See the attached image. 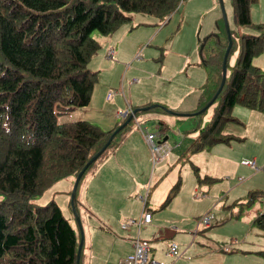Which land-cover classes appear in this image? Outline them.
Listing matches in <instances>:
<instances>
[{
	"label": "trees",
	"instance_id": "16d2710c",
	"mask_svg": "<svg viewBox=\"0 0 264 264\" xmlns=\"http://www.w3.org/2000/svg\"><path fill=\"white\" fill-rule=\"evenodd\" d=\"M183 1L0 0V264H81L82 215L76 217V228L55 201L40 204L37 200L45 192L48 197L58 181L71 176L77 179L98 155L81 176L73 201L71 196V206L76 209L79 183L133 122L120 115L121 123L104 131L86 120L60 121L91 102L98 73L88 65L101 49L93 33H99L107 44L136 14L154 17L155 26L166 25ZM258 1L230 0L235 26L245 23L257 34L240 35L236 62L219 93L229 45L223 17L201 42L200 65L206 80L197 107L181 113L199 119L204 106L211 101L217 106L189 152L241 140L223 134L227 124L243 125L233 116L235 106L264 115V71L253 64L264 53V24L249 19L251 7ZM232 33L229 27L230 41ZM232 49L233 44L228 57ZM149 105L135 107L136 117L162 109L146 108ZM177 190L178 185L165 204ZM262 197L259 191L249 192L245 205H234L242 210ZM129 221L136 222L131 227L144 226L139 218L123 222L121 228ZM253 224L264 233V213ZM256 254L264 259V249Z\"/></svg>",
	"mask_w": 264,
	"mask_h": 264
},
{
	"label": "rangeland",
	"instance_id": "374dc122",
	"mask_svg": "<svg viewBox=\"0 0 264 264\" xmlns=\"http://www.w3.org/2000/svg\"><path fill=\"white\" fill-rule=\"evenodd\" d=\"M221 2L227 23L233 31L231 35L233 49L226 60L228 78L238 56L240 35H256L257 32L245 26V23L235 26L230 0H185L181 2L166 25L155 26L157 20L154 17L136 14L131 23L121 28L126 33L134 30L128 37V42L140 43L135 50L123 54V60L114 57V53H110L113 61L106 58L109 47L99 33H93V37L101 42V49L88 65L89 69L98 73L91 102L87 107L75 110L60 119L63 122L86 120L105 131L111 130L116 123H121L120 115L129 111L125 103L122 106L117 104L118 100L123 101L121 90L124 91L128 100L134 98V101L150 104L146 108L162 107L159 111L139 113L125 136L131 134L133 128L139 129L137 122L152 134L161 131L157 127L162 125L161 141L155 138L154 143L159 145L160 141L168 147L165 145L166 148L164 147L160 155H155V158L150 153L149 158V153L148 155L145 153V146L139 138L129 154L130 163L122 158L111 161L113 160L111 157L108 161H104L108 164L112 163L115 167L111 175H108V178L115 182L114 188L117 190L110 195V201L98 200L100 194L92 192V210L96 216L95 220L98 224L103 222L102 229L106 231L105 221H108L109 225V222L114 224L123 219H139L143 203L133 196L139 194L144 196L147 191V182L152 181L151 195L147 204L152 213L151 211L148 213L154 217V223L156 220L162 221L163 226L169 231L166 236L142 235L143 240H141L149 247L150 257L160 264H257V259H255L257 257L254 258L255 262L237 261V255L231 253V250L264 249V233L253 224L255 217L259 213H264V186L257 184L254 186L259 190H252V192L259 191L263 197L260 202L256 200L250 206H244L239 218L234 217L237 208H227L237 199L247 201L248 195L243 194V190L253 176L248 174L247 169L238 164L227 165L224 176L218 178V181L210 185L202 182L199 185V187L208 188V195L205 199L199 200L191 193L196 184L198 185L193 165L197 163L203 168H211L217 164L216 160L207 157L202 151L195 155L187 152L191 142L210 121L217 103L204 106L199 119L188 117L180 111H188L197 107L201 88L206 80V71L200 65L199 47L204 38L213 31L215 21L222 17ZM256 7L264 11V0H259ZM249 19L254 24L264 23V18L261 22L262 20L253 16L250 11ZM120 31L114 40L116 42L121 38L118 35ZM113 49L116 50L115 47ZM131 53L133 54L131 60H127ZM134 79L139 80V83L135 84L134 81L135 85L131 86L130 82ZM108 94L114 95L110 101H107ZM261 116L263 121L260 124L264 125V115ZM137 132L140 135L139 131ZM140 137L143 140L141 135ZM134 139H137L136 133L131 134L127 141L122 140V148L115 156L124 154V147ZM240 146H242L240 143H233V147L227 151H216L235 157ZM99 162L85 174L79 183L76 192V209L71 206L72 190L76 183V179L72 176L55 183L48 197L45 192L37 202L44 204L49 200L55 201L61 207L63 215L77 228V215L79 217L82 215L81 219L84 221L83 204L80 197L87 179L95 182L92 171ZM109 170L111 168L107 167L106 172ZM260 170L258 168V171ZM135 177L144 180L143 184L138 183ZM262 177L258 180L264 182ZM179 178L182 190L178 198L182 207L179 206L178 201L177 207L172 206L173 211H170L171 209L156 211L167 199L171 187ZM239 178L243 181L239 182ZM140 187L144 189L139 190ZM232 187L233 190L230 191ZM133 198L137 200L136 203ZM210 214L213 215L211 228L201 226L200 228L196 217L202 218ZM170 224L173 226H169ZM95 226L99 227L97 224ZM198 229L199 233L194 239L191 233L194 234ZM81 239L83 254L86 255L83 264H105L108 259L105 258L103 245L99 244L102 238L92 232L86 240L85 236ZM172 243L178 246L176 258H169L163 254L168 251ZM226 248L231 252L225 253ZM156 253H162L165 261L157 258Z\"/></svg>",
	"mask_w": 264,
	"mask_h": 264
},
{
	"label": "crops",
	"instance_id": "0c3cea01",
	"mask_svg": "<svg viewBox=\"0 0 264 264\" xmlns=\"http://www.w3.org/2000/svg\"><path fill=\"white\" fill-rule=\"evenodd\" d=\"M250 12L253 13V16L262 20L261 22H263L264 11H260L259 8L256 7V5H253L250 9ZM222 17H223V14H222ZM259 24H264V23H259ZM130 35H132V33L123 32L119 41H117V42L114 41L115 40V38H114L113 40L111 39L107 43V47H109V48L115 47L116 48L115 56L118 60H123L122 59L123 54H125L127 52H131L132 50H135L140 45V43H138V42H135V43L128 42L127 39H128V37H130ZM132 55L133 54L131 53L127 60H131ZM253 64L255 66L259 67L262 71H264V54L255 58L253 61ZM131 82H130V84L132 86L133 84ZM121 92L124 94L123 90H121ZM133 99L134 98H131V100H128L124 94L123 101L118 100L117 104L119 106H122L123 103H125L127 110L129 109L130 111L134 110V111L138 112V110H136L134 108L141 106V105H145V104L139 102L138 100L134 101ZM162 106H164V105H162ZM190 110H194V109H190ZM190 110H188V111H190ZM180 112H187V111H180ZM233 115L240 122H242L243 125L239 126V125H235V124H227L223 130V134L227 135V136H234V137L239 138L241 140L231 141L229 144H219V145H216V146H214L208 150L202 151L203 153H206L207 157L216 160L217 164L211 168H203L199 164L193 163L194 164L193 170H194V174L196 176V180H197L198 185L196 184L195 188L192 189L191 193L194 197H196L199 200L205 199L208 195V188L207 187H205V188L199 187V185L202 184V182H199V180L206 182V184H208V185L212 184L215 181H218V178L224 176V174L226 172L227 165L238 164L240 167L247 169V172L249 175H253L252 178H250L248 185L245 186V188L243 190V194L248 195L249 192H252V190H256L257 188H254V186H256V184L260 185V186H264L263 185L264 182L258 180V178H260L264 175V174H260V173L264 172V125L260 124V122L263 121V117L261 116L263 114H261L257 111L248 110V109H245V108H242L239 106H235L233 109ZM115 126L117 127L118 124L116 123ZM115 126L112 129H114ZM130 126H129V128H130ZM137 127L139 129L133 128L131 131V134L136 133L137 139L132 140V142L129 145L124 147L125 153L122 154L121 156H115V154L117 153V151H119L122 148V140L127 141L130 138L131 134L125 136L126 132L129 130V128L118 136L115 147L112 150H110L109 154H107L98 163L96 168L92 171L93 179H95V182H91L90 180L87 179L85 188H84V190L81 194V197H80V201L83 204L82 212H83V220L84 221H82V225H84L85 240H86V238L91 236L92 232L97 233V235L102 238V240L99 244L103 245L104 253L106 256L105 258L108 259L105 264H122L123 259H125L127 256H129L130 254L133 253L134 249H133L132 242L138 235H139L140 239H142V235L147 236L150 234H155V235L159 234L160 236H166L168 231H169L167 227L163 226L164 223L162 221L156 220L154 223V217H152V216H151L150 223L147 225H144V226H146L145 228H143L144 226H142L140 228L131 227L128 229H122L121 224L123 222L127 221L124 219L121 221H118L114 224H111V222H109V225H108V221H105L106 231H103V229H102L103 228L102 224H104V223L101 222V224H98V222H96V220H95L96 216L94 214V211L92 210V207H93L92 192L93 191H94V193L98 192L100 194L98 196V200L102 199L103 202H105V201L109 202L110 201L109 200L110 195H112L114 192H117V190H115V188H114L115 182L108 178V175L109 176L111 175L112 169H114L115 167H114V165H112V163L108 164V162H104V161H108V159H110V157H111V159H113L111 161H116L118 158H122L123 160L130 163L129 154H130L131 150L134 148L135 142L139 138L145 146V149H146L145 153L147 155L149 153V158H150V151H149L150 149H149L148 144L146 143L144 133L141 131V129H143V127L141 125H138V124H137ZM159 127L160 126H158L157 129H161V127L160 128ZM137 131H139L140 135L143 137V140ZM161 133L162 132L159 131L160 141H161ZM160 141H159V146H163V148H164L166 144H163ZM233 143H240V145H242L238 148L235 157L228 155V154H224V152L216 151V150L227 151L228 149L233 147ZM146 144L148 147L146 146ZM166 146L168 147V145H166ZM187 152L190 154H194V155L196 154L192 151L191 152L187 151ZM246 161L253 162L254 167H252L251 164L245 165L244 162H246ZM107 167L111 168V170L106 172ZM258 168L261 170L258 171ZM199 172H200V174H199ZM101 177H103V180H101ZM262 178H264V176ZM96 179H98V180H96ZM135 179H137V178L135 177ZM137 180H138V183H140V184H143V182H144V180H139V179H137ZM238 181L242 182L243 179L239 178ZM151 184H152L151 180L149 182H147V191H146V194L144 196H142L141 194L133 196V197H136L137 199L142 201L143 207H144L143 209H145L144 210L145 213L148 211H151L147 207V204H148V201H149V198L151 195V191H150L151 190ZM176 185H178V190H177L176 194L174 195V197L166 204H165V202H166V199H165V201L158 207V209L156 211H162L163 209H171L170 211H173L172 206L177 207L178 201H179L178 195L180 194V192L182 190V184H181L180 178L171 187L167 197L171 193L173 187ZM142 189H144V187L139 188V190H142ZM89 190H91V191L89 192ZM232 190H233V187L230 189V191H232ZM257 190H259V189H257ZM133 200L136 203L137 200L135 198H133ZM236 202H241L243 205H245L247 201H244L243 199L240 198V199L235 200L230 206L227 207L229 209L237 208L236 211L234 212V217L239 218L241 216L244 208L241 210L240 205L235 206L234 204ZM258 202H260V201H258ZM163 205H165V206H163ZM179 206L182 207L181 201H179ZM245 207H247V206H245ZM143 209L141 211V215L139 218L142 217ZM176 209H178V208H176ZM151 213H152V211H151ZM259 214H261V213H259ZM207 216L211 217L210 218V225L209 226H201V227L210 229L211 228V221L213 219V215L210 214ZM196 219H198V221H199L200 217H196ZM153 223H154V225H153ZM96 224L99 225V227H96L95 226ZM197 225H198V222H197ZM169 226L172 227L173 225L170 224ZM173 228L176 229V227H173ZM198 233H199V229L197 230V232L195 231L194 234H193V232L191 233L194 239ZM231 251H229V249H227V248L224 249L225 253L231 252V253L237 255V257H238V258H236L237 261L255 262V259H257L256 260L257 264H264V261H263L264 259L255 255L258 251H260L259 249H255V250L254 249H238V250L235 249V250H231ZM166 253L167 252H165L163 254H165V256H167ZM163 254L162 253H156V257L162 261H165V256ZM255 257H257V258H255ZM84 258H86V255L83 254L82 255V264H83Z\"/></svg>",
	"mask_w": 264,
	"mask_h": 264
},
{
	"label": "built area",
	"instance_id": "2783aa9c",
	"mask_svg": "<svg viewBox=\"0 0 264 264\" xmlns=\"http://www.w3.org/2000/svg\"><path fill=\"white\" fill-rule=\"evenodd\" d=\"M154 136L150 134H146V141L149 145L150 151L155 157V155H160L163 151L162 147L159 145H156L154 143ZM252 167H254V164H251ZM151 221V214L146 213L142 219V221H139L144 224H148ZM210 222L209 216H205L201 219V223L205 226H208ZM135 221H129L128 223L123 225V228H129L132 225H135ZM142 225V224H141ZM140 227V226H138ZM134 253L130 256H128L126 259L122 261V264H160L155 259L151 258L149 255V247L143 243L140 242L138 239L134 241L133 244ZM178 254V247L176 244H172L170 247L169 255L170 256H177Z\"/></svg>",
	"mask_w": 264,
	"mask_h": 264
},
{
	"label": "clouds",
	"instance_id": "9594fccd",
	"mask_svg": "<svg viewBox=\"0 0 264 264\" xmlns=\"http://www.w3.org/2000/svg\"><path fill=\"white\" fill-rule=\"evenodd\" d=\"M111 49V50H110ZM115 52V50L113 49V47H110L109 49H108V51H107V53H106V58H108L109 60H112L113 61V59H111V57H110V53H114ZM114 58V57H113ZM226 79H227V76H226ZM134 81H135V84H137V83H139V80H132V84H134ZM121 94H123L122 92H121ZM114 98V95L113 94H108V96H107V101H110V100H112ZM137 113V112H136ZM136 113H134V110H129L127 113H125V114H123V116H126L128 119H130V120H135L136 121V119H137V117H136ZM138 125H140V124H138ZM141 130H143L142 132L144 133V136H145V140H146V134H150V135H153L154 136V138L153 139H155V138H157V137H159V133H155V134H152V133H149L148 131H147V129H141ZM154 141V140H153ZM146 143H147V141H146ZM148 144V143H147ZM149 146V145H148ZM162 147V149L164 150V148H163V146H161ZM150 149V148H149ZM150 153H151V151H150ZM151 155H152V153H151ZM153 156V155H152ZM155 158V157H154ZM155 159H153V161H154ZM244 164L245 165H247V164H253V162H251V161H246V162H244ZM77 188V187H76ZM72 193H73V191H72ZM74 195H75V193H74ZM144 208V207H143ZM145 209H143V213H142V217H141V221H142V219H143V217H144V215L146 214V213H148V212H146L145 213V211H144ZM205 217V216H204ZM203 218V217H202ZM202 218H200L199 219V221H198V226L200 227V226H205V225H203L202 223H201V219ZM209 218H211V217H209ZM144 224V223H143ZM144 225H147V224H144ZM209 225H210V222H209ZM208 225V226H209ZM130 228V227H129ZM122 229H128V228H123V226H122ZM135 240H137V239H135ZM135 240H133V242H132V245L134 244V241ZM140 242H143L142 240H140V239H138ZM143 243H145V242H143ZM172 244H174V243H172ZM171 244V245H172ZM171 245H170V247H171ZM170 247L168 248V251H167V253H166V255L169 257V258H176L177 256H178V254H177V256H170L169 255V251H170ZM178 247V246H177ZM134 249V248H133ZM149 252H150V249H149ZM133 253H134V251H133ZM132 253V254H133ZM132 254H130V255H132ZM129 255V256H130ZM128 257V256H127ZM126 257V258H127ZM125 258V259H126ZM154 259V258H153Z\"/></svg>",
	"mask_w": 264,
	"mask_h": 264
},
{
	"label": "water",
	"instance_id": "95a60500",
	"mask_svg": "<svg viewBox=\"0 0 264 264\" xmlns=\"http://www.w3.org/2000/svg\"><path fill=\"white\" fill-rule=\"evenodd\" d=\"M221 1V0H220ZM221 6H222V14H223V19H224V25H225V28H226V32L228 34V40H229V45L226 49V52H225V56H224V59H223V64H222V81H221V85H220V88H219V91L218 93L221 91L222 87L224 86V83L226 81V76H227V68H226V60H227V57H228V54H229V51H230V48H231V41H230V37H229V26H228V23H227V19H226V16H225V12H224V9H223V5H222V2H221ZM213 103V101H211L208 105H211ZM134 113H136V111H134ZM121 130V129H119ZM117 130L115 132V134L119 131ZM115 134H113V136L111 137L110 141L114 138ZM98 158V155L95 156L90 162L89 164L86 166V168L92 163L94 162L96 159ZM86 168L79 173V175L77 176V179H76V183L74 185V189H73V193H72V201H73V198H74V193L76 191V187L78 185V182L81 178V176L83 175L84 171L86 170ZM82 240L79 244V250H78V257H80V251H81V247H82Z\"/></svg>",
	"mask_w": 264,
	"mask_h": 264
}]
</instances>
